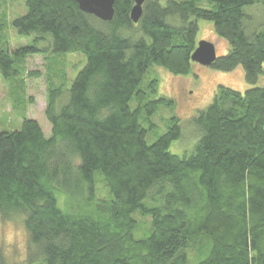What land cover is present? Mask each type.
Returning a JSON list of instances; mask_svg holds the SVG:
<instances>
[{
	"label": "trees",
	"instance_id": "1",
	"mask_svg": "<svg viewBox=\"0 0 264 264\" xmlns=\"http://www.w3.org/2000/svg\"><path fill=\"white\" fill-rule=\"evenodd\" d=\"M23 2L12 26L33 42L10 52L0 39L4 82L22 85L30 56L86 59L69 89L47 88L50 137L32 119L0 133V221L25 229L28 263L264 264V87L218 86L188 120L197 141L177 155L169 151L183 136L177 117L146 142L159 108L173 102L157 97V78H145L153 66L190 73L201 20L230 47L209 68L241 67L256 84L264 24L251 29L245 8L263 16L264 0H145L136 24L133 0H114L109 22L74 0ZM5 25L0 19V35ZM138 229L149 235L135 238Z\"/></svg>",
	"mask_w": 264,
	"mask_h": 264
},
{
	"label": "rangeland",
	"instance_id": "2",
	"mask_svg": "<svg viewBox=\"0 0 264 264\" xmlns=\"http://www.w3.org/2000/svg\"><path fill=\"white\" fill-rule=\"evenodd\" d=\"M247 11L254 14L250 19L251 29L259 22L264 24V15L262 16L263 12L259 8L246 7L245 12ZM25 13L23 0H0V19L3 18L6 24L0 39L9 47L10 52L13 49L29 47L33 42L32 37H20L12 26V22ZM256 14L259 15L256 17ZM197 27L196 44L200 41L212 43L217 58L228 53L230 48L228 43L216 35L211 22L197 21ZM85 64L86 59L81 54L34 55L26 58L21 65L22 85L21 81L18 84L6 83L0 78V133L18 131L24 119H32L39 124L44 136L50 137L51 126L44 115L47 88L52 85L69 89ZM36 73L37 77L30 76ZM151 77L158 80L157 97L171 100L173 107L159 108L153 117L155 129L148 133L146 142L152 144L159 135L166 132L167 120L177 117L180 128L183 127V136L177 145L178 148L177 142H174L169 149L171 153L177 155L190 152L197 141V132L189 125L188 120L210 105L218 86L240 93L253 87H264V75L259 77L256 84H248L241 67L232 72H219L193 63L187 76H174L163 68L153 66L145 75L146 79ZM15 223L18 221L15 220ZM15 223L0 221V249L6 264H29L26 231L24 227L22 230V227ZM148 231L140 232L138 229L134 237L137 239L147 237ZM35 264L44 263L39 261Z\"/></svg>",
	"mask_w": 264,
	"mask_h": 264
},
{
	"label": "water",
	"instance_id": "3",
	"mask_svg": "<svg viewBox=\"0 0 264 264\" xmlns=\"http://www.w3.org/2000/svg\"><path fill=\"white\" fill-rule=\"evenodd\" d=\"M78 9L102 22H109L114 15V0H74ZM145 0H133L134 6L130 12L131 21L136 24L142 15V5ZM215 47L207 41H200L190 56L192 63L210 67L216 60Z\"/></svg>",
	"mask_w": 264,
	"mask_h": 264
}]
</instances>
